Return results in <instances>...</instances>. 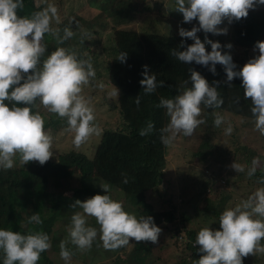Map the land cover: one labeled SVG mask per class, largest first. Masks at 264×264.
<instances>
[{
	"label": "clouds",
	"instance_id": "1",
	"mask_svg": "<svg viewBox=\"0 0 264 264\" xmlns=\"http://www.w3.org/2000/svg\"><path fill=\"white\" fill-rule=\"evenodd\" d=\"M175 11L182 13L183 22L198 26L191 29L179 28V36L191 39L193 43L185 47L184 40L173 49L172 55L185 64L195 62L209 67L216 75V65L223 66L229 87L235 78L241 80L244 99L251 101V114L255 130L264 135V40L254 45V55L242 67H237L230 51H222L219 41L208 38L213 35H226L227 27H219L227 19L231 24L247 18L249 10L264 5V0H175ZM24 0H0V169L10 170L17 164L25 166L29 162L44 165L53 157V137L45 130V117L39 110L33 111L36 102L47 111L66 120V131L74 133L73 144L80 147L91 136L101 133L96 124L94 107L90 98L83 94L84 87L95 79L96 72L91 56L81 54L75 47H64L65 41L72 39L77 32L69 26L62 30L53 27L61 23L56 4L50 0H39V10L30 15H19L24 9ZM81 43L89 39L90 33L76 22ZM62 31V35H61ZM205 33L202 41L198 32ZM50 35L57 47L47 52L45 35ZM211 46V51L205 45ZM227 49L233 46L225 45ZM183 48V50H180ZM127 52H121L117 60L126 62ZM143 79L140 84L145 94L154 93L157 87H163V80L144 65ZM191 86L185 87L174 98L161 97L157 107L166 109L170 118L166 126L160 129V140L171 144L178 134L192 136L205 121L201 117V105L219 108L223 100L217 91L219 81L210 83L200 72L190 69ZM188 84V81H185ZM104 88L103 83L98 85ZM109 98H117V87L107 93ZM135 103L139 107L140 97ZM237 103L239 101L237 100ZM226 123V118L215 114L214 127ZM154 130L152 121L139 131L141 136ZM233 128L230 123L225 133L230 135ZM230 167L236 173L245 172V166L234 161ZM260 161L254 158L247 169V176L253 177ZM123 175V174H122ZM264 185V175L257 181ZM123 183H128L125 175ZM103 194L97 193L83 201L76 199L69 207L79 208L71 216L67 226L68 236L59 243L60 257L70 264L74 252L69 244L80 251L90 250L99 236L105 250L115 251L125 247L130 240L136 242L158 243L161 228L151 215L137 216L126 211L122 202L111 197V185L100 183ZM92 217L99 229L88 224ZM29 224L43 223L38 213L28 218ZM264 187L257 188L246 199L234 207L226 208L219 216V227H202L195 239L199 246V259L193 264H243L249 255L264 254ZM51 248L49 235L40 230H29L26 234L19 231L0 228V250L3 264H38L41 253Z\"/></svg>",
	"mask_w": 264,
	"mask_h": 264
},
{
	"label": "trees",
	"instance_id": "2",
	"mask_svg": "<svg viewBox=\"0 0 264 264\" xmlns=\"http://www.w3.org/2000/svg\"><path fill=\"white\" fill-rule=\"evenodd\" d=\"M96 1L100 3L99 8L95 7L98 3L95 0H88V5L94 7V10L97 11L96 15L91 17L95 21L93 23L94 27L102 31H108L112 37V41L111 37L108 38L111 42V48L107 50L109 57L107 80L109 84L114 85L119 90L115 102V115L120 121L116 125H110L107 121L98 119L100 122L98 124L101 125L102 122L104 124L101 127L100 138L94 146L91 158L87 157L82 151L70 150L53 156L44 165L33 161L29 162L25 168L14 167L7 171L0 169V228L19 231L22 234H26L29 230H42L51 239L56 215L61 211L68 216H72L74 212L78 211V208L69 207L70 205H67L61 196L51 197L48 192L54 188L55 183H58L61 179H70L77 170L76 175L79 179V185L74 191L77 197L87 199L95 195L92 190L94 188L93 183L96 184V180L98 181V178H100L105 183L124 192L126 197L124 199L130 200L131 205L134 207L133 213H138V217L151 215L155 224L166 231L168 237L166 236L165 240L168 239L171 245L180 250L184 248L189 252L188 254L185 253L180 259L167 260L166 257V262H164L161 254L155 255L154 253L155 249L157 247V249L161 248L165 242L162 235L158 237V243H155V247L153 245L149 246L147 242L130 240L127 246L113 251L112 253H115V255L111 258L90 264H193L196 259H199L200 255L198 252L199 246H194L199 230L187 228L186 221L189 220V215H179L178 208L170 200H167V203L164 202L167 207L160 211L145 208L147 205L144 202L142 214H140L141 209L137 204L147 192L158 191L166 180L165 165L169 162L171 144L165 145L161 142L160 129L168 124L170 118L166 114V109L157 107L160 98H174L185 87H190V69L200 72L210 83L213 81L220 82L217 91L223 100V104L219 108L201 105L200 117L205 121L204 125H211L212 133L216 131L218 134L215 136L213 134L204 135L205 150H194L193 155L199 157L206 167L214 165L215 168H220V171L224 169L223 174L216 175L219 179L224 174L229 173L228 167H230L231 162L236 161L244 165L245 172L236 173L233 170L230 176H233V174L246 176L251 185V190L245 196L244 194L239 195L229 188L230 193H226L227 195H221L222 198L220 199H211L215 198V195L210 196L207 191L212 189V185L207 181L202 185L200 192L209 196L210 201L216 200L219 205L212 206L206 211L195 207L194 213L202 215L204 218L200 220L207 221V223L213 220L215 228L219 227V216L222 211L237 204L234 200L240 202L257 188L264 187V185L257 182L258 178L264 175V135H261L258 131L252 136L249 134V144L247 145L242 139H230L228 136L219 134L225 131L228 126L227 122H231L227 120L229 113L243 117L246 122H253L250 111L251 101L244 99V89L241 87L239 78H235L230 87L224 83L226 73L222 65H216V75H213L209 71V67L195 62L185 64L172 55L173 49L179 50L178 46L181 44L182 39L185 47L193 43L191 39L180 37L179 32L159 33L119 27L120 24L128 20V16L132 15L128 14L126 7L120 11L117 10L116 14H110L113 9L120 8L122 2L119 0ZM150 1L138 0V13H141V15L148 11L153 13L152 11L163 7V0H157L151 4ZM24 5V9L18 10L19 15H30L32 12L39 10L34 0H24ZM257 6L251 10H257ZM82 18L79 17V19ZM241 22H244L245 28L241 32H237L239 35L236 36L232 33L226 36L222 34V36L218 35L215 40L222 45V51L234 52L233 61L238 68L242 67L248 59L255 55L253 52L255 43L259 41L261 36L264 38V19L262 17L257 20L253 18V14H249L247 18H242ZM61 23L59 25L55 23L53 27H60ZM186 29H190V27ZM74 31L77 32V35L65 41L62 46L75 47L81 54L87 52L93 60V53L91 55V48H89L91 46L90 42L86 40L81 43L79 29ZM197 35L202 41L204 40L198 33ZM225 36L230 39L229 43L233 46L230 50L224 47L226 45L223 42ZM45 43L47 44L45 56H47L55 50L57 44L47 34L45 35ZM205 47L206 50L211 51L210 45L206 44ZM236 49H239V51L235 52ZM180 50H183V48ZM121 52H127L126 62L122 63L117 60ZM144 65H147L150 72L156 75L158 83L161 80L165 82L163 87H157L156 91L151 94H145L140 84V80L143 79ZM95 72V79L90 82V86L95 85L94 83L101 76L98 71L95 70ZM185 81H188L187 85ZM137 95L140 97L139 107L135 103ZM237 100L239 103H237ZM108 106L111 105L108 103ZM33 111H36L35 107ZM217 113L226 118V123L221 124L218 128L214 127L215 114ZM41 114L43 115L42 112ZM148 121L153 122L154 130L149 135L141 136L139 131L146 126ZM60 123L62 126L67 125L64 119L56 122L47 119L44 125L45 130H58ZM217 135L221 136L219 142L216 141ZM216 150L220 153L219 161L222 165L218 164L216 157L212 158V152ZM208 154H210V160L206 159ZM254 158L260 161V167H258L253 177H248L246 174L247 169L251 166ZM125 175L128 178L126 184L123 183ZM228 186H232L230 182ZM28 205L33 206L36 213L40 215L43 221L41 225L28 223L27 218L23 215V209ZM43 209L49 210L50 214L42 215ZM182 233L186 236V240L183 242L179 240ZM261 243L264 244V241ZM106 251L108 250L102 251L100 248L90 258L96 260L94 259L95 255L102 254L104 256L107 253ZM49 252L47 250L41 253L38 264H58L50 257ZM103 253L105 254L103 255ZM76 255L75 248L73 257ZM3 256L4 254L0 250V264H3ZM262 259L264 260V254L249 255L243 259V264H261Z\"/></svg>",
	"mask_w": 264,
	"mask_h": 264
},
{
	"label": "rangeland",
	"instance_id": "3",
	"mask_svg": "<svg viewBox=\"0 0 264 264\" xmlns=\"http://www.w3.org/2000/svg\"><path fill=\"white\" fill-rule=\"evenodd\" d=\"M90 1V0H89ZM122 2L120 5V8L113 9L110 14H116L117 10H122V8L126 7V10L128 14H132L131 16H128V20L124 21L122 24H120L119 27H126L128 29H135L138 31H152V32H159V33H169V32H179L180 27L189 28L193 27V25L198 26V21H193L191 24L184 23L183 22V15L182 13H179L178 11H175L174 8L176 7L174 0H163L162 4L163 7L160 9L158 8L156 11H152L153 13H150L151 11L146 12L145 14L138 13L137 7H138V0H119ZM148 0H146L147 2ZM157 0H151L149 3L155 2ZM35 3L38 4L39 0H34ZM50 2L57 5L59 13L61 15L62 23H61V30L65 26H69V22L72 21L71 27L73 30H77L76 28V22H79V25L89 31L91 34L89 39L87 41L90 42L89 48H91V55L93 53V65L95 67V70L99 72L101 75L98 77L97 81L94 83L95 85L85 86V91L83 90V94L90 98L91 104L94 107L95 110V116H96V124L100 127L103 126L98 121V119L102 121H107L110 123V125H116L118 124L120 119H118L115 115V102L117 98H109L107 93L114 89V85L109 84L107 80V67L109 63V57L108 52L111 48V42L108 40L109 37H111L110 33L108 31H102L96 27H94L93 17L96 15V12L94 10V7H90L88 5V0H50ZM95 2H98L95 0ZM96 4V3H95ZM100 3L98 2L95 7H98ZM99 8V7H98ZM139 8V7H138ZM257 10H249V14H253V18L257 19L259 17H262L264 19V5H258ZM115 10V11H114ZM79 17H83L82 19H79ZM91 19V20H88ZM177 19H179L177 21ZM110 21V20H109ZM239 21H233L231 24L228 23L227 19H225L219 27H227L228 32L226 36L229 34L234 33L236 36L239 35L237 32H241L242 29L245 28L244 22L240 23ZM55 25V21H53V26ZM90 25V27H88ZM198 34L204 39L205 33L203 31L198 32ZM208 37L215 41L216 37L218 35H213L211 33L207 34ZM222 36V34H221ZM226 36L223 39V42L226 43V45L229 43V38H226ZM260 40H264L263 36L260 37ZM112 41V37H111ZM229 50V49H228ZM104 51V53H103ZM239 51V49H236L235 52ZM90 53V52H89ZM258 54V51L255 52V55ZM232 57L234 56V52L231 53ZM100 83H103L104 88L101 89L98 87ZM111 105L110 107L108 106ZM36 110H39L43 113L45 120H52L53 122L60 121L61 119L57 117L55 114L47 113V111L43 108L42 105H40V102H36L35 106ZM201 119V118H200ZM227 120H230V124L233 128V131L230 135L226 134L225 131L219 133L220 135L228 136V138H239L244 141V143L249 144L248 142V136L249 134L254 135L256 134V130L254 127L253 122H246L244 121L243 117L239 115L230 114L227 116ZM237 120V121H236ZM233 122V123H232ZM229 123V122H227ZM58 130H51L48 129L47 131L51 133L53 137V156H56L60 153L68 152L70 150H77L82 151L86 154L87 157L91 158L92 153L94 150V146L98 142V139L100 138L99 135H93L91 136L85 143H83L80 147H76L73 144V136L74 133L66 131L67 125L59 124ZM213 134L214 136L218 134L216 131L212 133V127L211 125H200L193 133L192 136H184L182 133L178 134L175 140L170 145V155H169V162L165 165V174H166V180L162 183L160 189L158 191H149L147 192L143 198H140V200L137 202L139 204L141 212L144 210L143 204L146 203L145 208H149L152 211H160L162 209H165L167 207L166 203L167 200H170L177 208L178 213L180 214H188L189 220L186 221V226L189 229L194 230H200L202 227L209 226L215 228V225L213 223V220H210L208 223L207 221L200 220L201 218H204L202 215H196L195 207L201 208L203 211H206L207 209L211 208L212 206L219 205L217 204V201H210L209 196H207L204 193L200 192V189L202 188V185L207 181L212 185V189L208 190L207 192L210 194V196H214L215 198L211 199H220L222 198L221 195L230 193L229 190L231 189L233 192H237L239 195L246 194L251 190V185L248 182V178L244 175H235L230 176L232 174L233 170L231 167H228L229 175L224 174L223 177L218 178L216 176L217 174H223L224 169L220 171V168H215L214 165L210 167H206L203 162H201V159L199 157L194 156L193 152L194 150H205V143H204V135H210ZM220 135L216 136V141L219 142ZM218 159V164L220 163V153L218 150L212 152V158ZM207 160H210V154L206 157ZM212 160V159H211ZM213 161V160H212ZM229 161V160H228ZM169 163V164H168ZM233 162L230 163V165ZM216 164V163H215ZM219 165H222L221 163ZM229 165V166H230ZM25 166H22L18 162L17 158V164L15 167L18 168H25ZM211 169V170H210ZM73 174V176L70 179H61L58 181V183H55L54 188L50 189L51 191L48 192V195L51 197H54L56 195L61 196L62 200L67 203V205H71L74 203L76 199H79L81 201L85 200L86 198L77 197L74 191L76 190V187L79 185V179L76 175L78 173L77 170ZM235 177V180H234ZM98 178V177H94ZM93 182V181H92ZM230 182L231 187L228 186V183ZM100 183H105L102 179L98 178V181L96 180V184H94V188L92 189L95 194L100 193L103 194V190L99 187ZM230 188V189H229ZM54 190V191H53ZM226 194V195H227ZM110 195L113 199L118 200L122 202L124 208L126 211L133 213V206L130 203L129 199H124L125 194L121 190L117 189L116 187L111 186V192ZM47 201V200H46ZM236 203H239V200H234ZM41 209V208H40ZM78 211H82L78 208ZM41 212V210H40ZM42 215H49V210L43 209ZM61 212V211H60ZM59 212V213H60ZM28 215H27V214ZM36 213V210L33 206H26L23 209V215L28 218ZM56 215V220L54 223V229L51 235V248L49 249L50 257L58 264H65V262L61 259L59 253V243L61 240L66 239L68 236L67 233V226L71 222V216H68L64 214V212H61L60 214ZM138 216V213H135ZM70 220V221H69ZM88 224L90 226L96 227L99 229V225L96 223L95 219L92 217L88 218ZM161 228V233L159 236H162V238H166V231ZM53 236V237H52ZM168 237V236H167ZM179 240L181 242L186 240L185 234H181L179 237ZM147 244L153 245L155 247V244L148 241ZM69 248L72 249L73 252H75V246L69 244ZM102 251H105V249L102 246V242L99 239V236L97 237L96 241L93 242V246L90 250L87 251H80L76 249L77 255L75 257L72 256L70 264H90L95 263L103 260H107L115 255V253H112L113 251H106L102 254L95 255L94 259L92 260L90 257L92 254H94L98 249ZM149 248V247H148ZM158 248V247H157ZM155 249V255L161 254L162 259L164 262L167 260H171L173 258L180 259L184 256L185 253H189L186 249L182 248L181 250L176 248L175 246L171 245L168 242V239L165 240L163 243V246L159 249ZM150 249V248H149ZM261 264H264V260L262 259Z\"/></svg>",
	"mask_w": 264,
	"mask_h": 264
}]
</instances>
